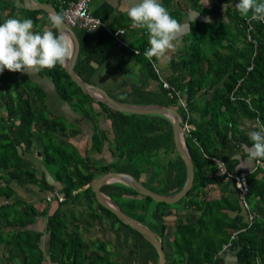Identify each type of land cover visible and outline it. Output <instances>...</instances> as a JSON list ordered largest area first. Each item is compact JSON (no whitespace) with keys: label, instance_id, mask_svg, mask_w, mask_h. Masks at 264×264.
<instances>
[{"label":"trees","instance_id":"obj_1","mask_svg":"<svg viewBox=\"0 0 264 264\" xmlns=\"http://www.w3.org/2000/svg\"><path fill=\"white\" fill-rule=\"evenodd\" d=\"M49 1L63 15L64 0ZM212 2L213 12L226 6L227 19L191 24L186 47L171 60L177 75L166 80L172 88L164 86L151 60L145 57L147 40L139 45L141 53L128 50L117 63L121 74L129 71L131 63H141L140 84L112 94L125 103L174 107L184 118L183 127L185 122L193 125L185 134L195 165L193 187L176 203L155 201L119 182L104 185L102 191L128 215L153 229L163 242L169 227H175L170 253L164 243L167 264H214L226 252L235 253L237 264H264V159L261 163L257 159L256 167L247 171V198L255 214L251 222L244 219L238 206L241 200L236 180L218 173V161L230 173L246 171L237 169L236 155H244L245 147H251L249 132L264 125V22L252 20L251 13L241 16L235 7L237 0ZM162 4L171 15L169 4ZM48 16L45 10L25 8L21 0H0V24L11 18H30L33 31L50 29L58 35V30L51 29ZM74 30L80 40L75 70L94 83L91 78L97 65L109 59L114 41L105 28L93 33L78 27ZM32 75L8 70L0 74V264H44L46 254L54 264H118L120 257L113 260L108 234L96 241L84 235L81 224L96 221L103 222V231L118 225L115 235L119 240L121 229L134 236V261L126 263L158 264L153 244L99 203L91 183L106 172L120 171L131 173L155 192H179L188 172L175 144L172 121L160 114L119 111L94 100L60 65L37 72L40 82ZM46 78L54 88L52 98L43 82ZM174 90L188 100V112L177 104ZM202 90L212 96L199 106ZM98 106L111 120L109 129L98 122ZM197 111L202 115L200 120L192 117ZM83 118L94 126L91 148L85 154L71 141L80 132L74 121ZM244 122L249 123L251 131H242ZM105 146L112 161L99 156ZM30 153L40 156L42 168ZM47 174H51L53 183ZM224 184L234 187L231 193L237 194V200L225 196L224 187L220 197L209 194L208 187ZM32 185L41 194L45 192L36 201L19 194V188L28 190ZM50 193L65 197L60 202L54 195L53 200L57 198L58 202L54 209L53 200H48ZM83 196L89 198L87 213L70 206ZM181 207L187 210L186 216L177 213ZM236 209L240 212L232 216L230 211ZM192 210L199 216L193 217ZM40 217H46L44 230L35 228ZM44 234H48L45 249Z\"/></svg>","mask_w":264,"mask_h":264},{"label":"crops","instance_id":"obj_2","mask_svg":"<svg viewBox=\"0 0 264 264\" xmlns=\"http://www.w3.org/2000/svg\"><path fill=\"white\" fill-rule=\"evenodd\" d=\"M36 1L41 2V3L53 4L49 0H36ZM210 1H211L210 4H208L209 2L207 3V0H160L161 3L169 4L167 6H169L170 10L172 11L171 16L177 19L184 26L183 33L177 38L176 41H174V43L176 44L175 49L168 51V53L164 57H160V58L155 57V59L153 58L155 63L161 69V76L163 79L165 80L168 79V77L172 74L177 75V72H174L172 70L171 60L178 58L179 54L186 47L187 37L191 33V24L193 22H201V21L209 22L210 21L214 23L216 21L227 19V16L225 13L226 6L224 8L222 7L223 9L221 10L219 9L218 11L213 12L211 8L214 3L212 2L213 0H210ZM135 2L136 0H93L92 1V5H91L92 12L96 16L100 17L111 31L124 29V33L121 34L120 38H116L110 34V37L114 41V45H115L111 53V56L102 65H97V71L91 78L95 84L105 87L111 94H114L119 89H123V88L133 89L136 86H138L141 82L140 80H142L140 78L141 63H139L138 61L131 63L129 71H127L124 74H121L117 71L118 61L121 58V56L124 55L126 51L130 50L129 47H136V48L141 49L139 45L142 42H146L148 40L147 30L145 28L133 27L132 21L127 16L128 8L133 6ZM238 2L239 0H237L236 3ZM123 41L127 46L122 44ZM146 44H147L146 49H148L150 45L148 42ZM32 76H34L35 79H38L37 73H35V75H32ZM49 80H50L49 78H46V81H43V82L48 87H52V85H50L49 83ZM204 92L205 90H202L199 94V98H198L199 106H203L204 102L207 101V98H210L212 96L211 92L206 93L207 95ZM186 101L188 104V100ZM177 104L179 105L178 102ZM192 117L193 119L197 118V120H200L202 118V115L199 111H197L192 115ZM97 119H98V122H100L99 124L101 125V127L105 129L110 128L111 120L108 118L105 112L100 110L99 106L97 108ZM74 122L78 123L80 127V132L76 133L75 136H72L71 141H73L74 145L77 147V149L82 154H85L91 148L92 135L94 133V126L92 122L87 120L86 118H83L82 121L77 120ZM248 126H249V123L244 122L241 126L242 131L247 132L248 129H250L249 131H251L252 128H248ZM192 128H193V125L191 124V129ZM105 148L106 149L104 150V152L101 153V155L99 156H106L107 161H112V158L108 150L109 147L105 146ZM246 148H249V147H245V151H246ZM29 157L33 158L36 161V164L42 168L40 156L36 155V157H34L33 153L32 154L30 153ZM236 157H237V161H236L237 169H243V170L248 171V170H253L257 165V160L248 159L247 151L244 155H242L241 153H238ZM47 178L50 183H53V177L51 176V174H47ZM58 188L60 189L61 186L58 185ZM221 188L223 189V191L221 190ZM19 189H23V188H19ZM207 189L209 190V194H211L212 196L220 197L223 192L224 195L227 196L228 198L237 200V194L231 193L232 189L235 191L234 187L231 185L227 186L224 184L223 186H217V187L214 186L212 188L208 187ZM44 193L45 192H43L40 196L43 197L45 195ZM29 198L30 196H28V199ZM38 198L39 196L36 197V199ZM30 200H34V199L32 198ZM56 200L57 198H54V200L52 201L53 202L52 209H54L55 206H58V202ZM88 202H89L88 196H83L82 198H80V200L75 201L70 206L71 207L73 206L78 212L86 211ZM93 206L97 208L96 203H94ZM238 206L242 208L241 213L244 219H247L249 221L247 210L246 208L243 207V204L241 201L238 202ZM239 212L240 211H237V209L230 211L232 216L237 215ZM177 213L183 216H186L187 210L182 209L181 207V209H179ZM192 215L193 217H198L199 212L196 210H192ZM173 217L177 218V215ZM83 218H85V216ZM152 221H154V219H152ZM84 223L85 222L81 224L82 225L81 229L82 231H84V235L87 236L88 239H93L94 241H96L99 237V239L101 240V237H103L104 234H108L107 232L108 230L107 231L102 230L103 222H99V221H96L93 223L86 222L87 225L85 226V228H83ZM45 226H46V217H40L35 224V228H38L39 230H44ZM174 228H175L174 226L169 227L168 233H167V236L164 242L167 246V250H169V253L171 252V247L169 245H170L171 239L173 238ZM114 237L117 239V241L111 240L113 260L116 261V259L120 257L119 258L120 262L118 264H128L125 262V260L128 262L131 261L130 263H132V260H133V258H131L132 252H133L132 248L136 249V245L134 244L135 242L134 236L131 233H129V231L125 230L123 235L121 234L120 240L118 236H115V234H114ZM47 241H48V234H44V237L42 239V246L44 249L46 248ZM115 242H117V244L120 245V249L117 251H115V248H114ZM1 261H4L5 263L6 258L2 257ZM44 261H45L44 264H54L50 261V257L47 254L45 256ZM214 264H237L236 255L235 253L233 254V252H226L224 254L221 253L217 259V262Z\"/></svg>","mask_w":264,"mask_h":264},{"label":"clouds","instance_id":"obj_3","mask_svg":"<svg viewBox=\"0 0 264 264\" xmlns=\"http://www.w3.org/2000/svg\"><path fill=\"white\" fill-rule=\"evenodd\" d=\"M239 14L252 20L264 21V0H239L235 4ZM133 27L145 28L150 47L144 55L149 60L164 57L174 50V41L183 33L184 26L173 18L160 0H136L127 10ZM51 29L42 33L33 31L34 22L11 18L0 24V74L5 70L30 75L42 69L51 70L57 65L64 66L76 52L72 36L64 30L65 17L50 13ZM185 133V131H184ZM252 145L246 148L249 160L264 159V125L249 132Z\"/></svg>","mask_w":264,"mask_h":264},{"label":"water","instance_id":"obj_4","mask_svg":"<svg viewBox=\"0 0 264 264\" xmlns=\"http://www.w3.org/2000/svg\"><path fill=\"white\" fill-rule=\"evenodd\" d=\"M25 8L29 10H45L50 13H59L56 6L50 3H41L36 0H22ZM64 30L68 32L76 46V52L71 61H68L63 67L70 74L71 79L76 82V84L81 88V90L90 95L94 100L103 102L119 111L134 113V114H160L167 116L173 123V134L175 144L180 155L183 157L186 166L188 177L184 187L177 193L164 195L153 191L147 187L141 180L136 178L129 172L120 171H109L101 176L95 178L91 186L96 194V199L99 203L110 209L122 222L131 226L133 229L140 232L144 237H146L156 248L159 258L158 264H167V254L164 248V242L162 238L145 223L131 217L128 215L119 204L113 200L108 194L102 191V187L109 183H123L137 192L150 196L153 200L158 202L175 203L185 197L191 190L195 179V165L193 158L191 156L190 150L186 142V136L184 133L183 123L184 118L180 111L174 107L162 105V104H130L122 102L116 99L105 87L97 85L95 83H90L82 78L75 70V64L80 53V40L73 27L68 25L65 21ZM59 33V31H58Z\"/></svg>","mask_w":264,"mask_h":264},{"label":"built area","instance_id":"obj_5","mask_svg":"<svg viewBox=\"0 0 264 264\" xmlns=\"http://www.w3.org/2000/svg\"><path fill=\"white\" fill-rule=\"evenodd\" d=\"M91 3L92 0H64V9H63V16L65 17V21L68 25L71 27H78L80 29L87 30L89 32H96L101 28H105L108 30V32L113 35L116 38H120L121 34L124 33V29H119L115 31H111L106 24L103 22V20L96 16L92 10H91ZM264 22V21H262ZM251 27V26H249ZM248 29V31H250ZM123 45L127 46L124 41L122 42ZM129 49L136 54L141 53V49L136 48V47H129ZM151 62L153 64V67L160 76L161 81L163 82L164 86L166 88H172L170 83L166 81L165 79L162 78L161 76V69L160 67L155 63L154 59H151ZM178 103L182 107V109L185 112H188V104L184 96L182 95V92L179 90H174ZM232 98L234 99L235 96L232 95ZM184 131L185 134L186 132H190L191 130V124L188 122H185L184 124ZM219 163V174L226 175L227 178H233L236 180L237 187L239 189V194H240V200L243 204V207L246 208L247 213H248V219L251 222V220L254 219V213L250 211V205L249 201L247 198L248 191H249V183L247 180V171H241L239 174L236 173H230V171L227 169V167L224 165L222 161H218ZM258 163H261V160L258 159ZM57 196L58 200L61 202L65 199L63 194L59 193H50L48 194V200L51 201L53 200V197ZM235 237V234L232 236V239ZM228 245H226L227 247Z\"/></svg>","mask_w":264,"mask_h":264},{"label":"rangeland","instance_id":"obj_6","mask_svg":"<svg viewBox=\"0 0 264 264\" xmlns=\"http://www.w3.org/2000/svg\"><path fill=\"white\" fill-rule=\"evenodd\" d=\"M209 2V3H208ZM210 0H207V3L208 4H210ZM210 6V5H209ZM35 73H37V72H34V73H32L33 75H35ZM34 80H36L37 82H40V79H35L34 78ZM46 90H47V92L50 94V97L52 98V95H53V93H54V88H53V86L52 87H46ZM51 100V99H50ZM19 194H20V196H22V197H24V198H26V199H28V196H30V198L29 199H34V201H36L37 199H36V197H38V196H40L41 195V192L38 190V188L36 187V186H33L32 185V187H30L28 190L27 189H25V188H23V189H19ZM117 228L119 227L118 225L116 226ZM116 229V228H115ZM115 229H113V228H109V230L107 231L108 232V236H109V238L108 239H106V241H109V245L110 244H112V242H111V240H116L117 241V239L114 237V234L116 233L115 232ZM123 233H124V230L123 229H121V231H120V234H122L123 235ZM116 236V235H115ZM114 248H115V251H117V250H119L120 249V245H118L117 244V242H115V244H114ZM169 252V251H168Z\"/></svg>","mask_w":264,"mask_h":264}]
</instances>
